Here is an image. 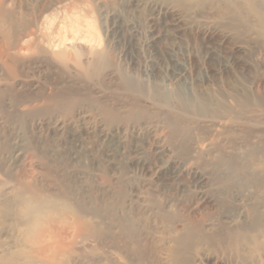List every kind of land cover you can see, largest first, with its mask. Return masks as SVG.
Wrapping results in <instances>:
<instances>
[{"label": "rangeland", "instance_id": "1", "mask_svg": "<svg viewBox=\"0 0 264 264\" xmlns=\"http://www.w3.org/2000/svg\"><path fill=\"white\" fill-rule=\"evenodd\" d=\"M56 1L0 0V255L157 264L199 225L195 264H264V189L242 176L264 174V23L248 1ZM31 203L45 217L29 232Z\"/></svg>", "mask_w": 264, "mask_h": 264}, {"label": "bare ground", "instance_id": "2", "mask_svg": "<svg viewBox=\"0 0 264 264\" xmlns=\"http://www.w3.org/2000/svg\"><path fill=\"white\" fill-rule=\"evenodd\" d=\"M199 1H203V0H199ZM248 1V11L249 13H253L254 16L256 17H259V19L264 23V6L260 7L256 4V0H247ZM56 2H59L56 1ZM248 13V14H249ZM241 14H243V12H239L237 14L236 17H234V20L235 22L236 21H239L240 19V16ZM246 14V15H248ZM15 32V33H14ZM13 36L17 34V38L15 39V43L18 42L22 39V36L20 33L19 30H15L13 31ZM219 107H223L221 105H219L217 107L216 110H210L212 107L211 105L208 104L205 105V112L208 110L209 112H213L215 115L214 116H218V117H221V112L219 111ZM207 111V112H208ZM220 113V114H219ZM232 118H237L238 116L237 115H230ZM242 116V115H241ZM244 117V116H243ZM258 118V117H257ZM239 119V118H238ZM255 120V119H254ZM256 121V120H255ZM258 121V120H257ZM224 162V161H223ZM231 167L233 166V162H227ZM240 175H242V173H239V171H236V170H233V171H229V173L227 174H224L221 178H220V181L221 183H223L225 186H230L232 184H234V181L239 179L240 178ZM243 177H245L248 181L250 180V182H252L253 184L255 185H258L260 188H263L264 189V174L263 175H258L257 173H249V172H246V175H242ZM243 184V183H242ZM42 208H50L51 209V206L48 205L47 203H43L42 205ZM25 209H27V213H29L30 215H32V218H30V220L27 222L28 226H29V232H32V230L35 228V226L40 223L41 221H43V218L45 217L44 215V211L43 209L41 210V207L38 206V205H33L32 203L28 206L26 205L25 206ZM242 212V211H241ZM78 213H80L78 210L76 211V214L78 217H80V219H82V215H78ZM233 219V217H232ZM246 224V223H245ZM248 225V224H247ZM263 225V224H262ZM250 226V225H249ZM249 226H246L244 225L243 223L240 224L239 226H235L236 228H233L231 229L232 232L234 233H238V237L240 235H243V237H245L246 240H250L249 236V232L250 229ZM260 227V226H259ZM258 227V228H259ZM264 227V226H263ZM202 227L199 226V225H193V226H187L185 227V233H183L182 235H180L178 237V239L176 240L179 241L178 242V246H181L183 248H180L177 246V244L175 245H169V246H166L163 248V253L166 254L165 256H167V260L163 261L162 259L161 260H158L157 264H195L194 262H192L189 257H186L185 256V252L186 250L189 248V247H192L193 244H194V239L196 238H199V237H204V235L200 236L199 234L200 233H203L202 232ZM230 229V228H229ZM264 230V229H263ZM255 231V230H254ZM252 231H250L251 233ZM230 233V232H229ZM233 233V235H234ZM129 234V233H128ZM249 234V235H248ZM256 234V233H254ZM230 235V234H229ZM253 235V234H252ZM218 236V234H217ZM232 236V233L231 235ZM235 236V235H234ZM206 237V236H205ZM216 237V236H215ZM219 237V236H218ZM218 237L216 239H218ZM220 237H223L220 236ZM233 237V236H232ZM230 237V238H232ZM251 237V236H250ZM254 237V236H252ZM251 237V238H252ZM208 238V237H207ZM235 238V237H234ZM255 238V237H254ZM29 239V238H28ZM214 239V237H213ZM237 239V238H236ZM239 239V238H238ZM241 239V238H240ZM243 239V238H242ZM242 239L240 241H242ZM221 240V238H220ZM254 240V239H252ZM226 241V240H225ZM232 241H234V239H232ZM237 241V240H236ZM239 241V240H238ZM237 241V242H238ZM230 242V241H229ZM243 242V241H242ZM211 243V242H210ZM225 243V242H224ZM138 242H135L132 244V247L133 249H137V252H138ZM234 244V243H233ZM2 245V244H1ZM48 246L46 244H43L40 248V251L38 252H34V251H31V250H27V252H22V254L24 255L25 257V260L29 263V264H61V263H57V261H55V255L54 254H50V257L48 258V260H45L44 262L42 261H36L35 259V256L33 255L34 254H42V253H45L43 252L45 248H47ZM185 247V248H184ZM50 248V247H49ZM23 250H26V249H23ZM55 252V251H54ZM0 253H3V251L0 250ZM14 255V256H13ZM17 253H8L5 255H0V264H8L10 261L12 262H16L17 261ZM126 260L127 262L125 264H141L142 263V258H137V257H131L129 255H126ZM195 261V260H194ZM197 263V262H196ZM204 262H202L203 264Z\"/></svg>", "mask_w": 264, "mask_h": 264}]
</instances>
